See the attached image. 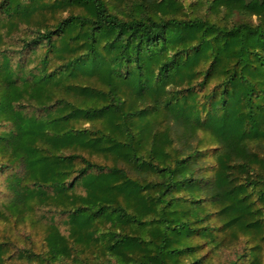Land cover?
Wrapping results in <instances>:
<instances>
[{
  "label": "trees",
  "instance_id": "16d2710c",
  "mask_svg": "<svg viewBox=\"0 0 264 264\" xmlns=\"http://www.w3.org/2000/svg\"><path fill=\"white\" fill-rule=\"evenodd\" d=\"M1 19L29 26L0 46V222L42 231L25 264H264V0H0ZM67 214L97 236L69 241Z\"/></svg>",
  "mask_w": 264,
  "mask_h": 264
},
{
  "label": "rangeland",
  "instance_id": "374dc122",
  "mask_svg": "<svg viewBox=\"0 0 264 264\" xmlns=\"http://www.w3.org/2000/svg\"><path fill=\"white\" fill-rule=\"evenodd\" d=\"M2 15V14H1ZM5 20L1 19L0 21V46L1 48L7 49V51L12 52L13 49H16L21 46L22 38L24 35L29 33V29L26 23L20 22L13 30H8L6 23L3 24ZM108 122V117L106 118ZM106 122H104L105 124ZM5 177L6 173L0 174V203L8 199V191L5 187ZM106 188L109 187V182H103ZM104 186V187H105ZM80 187V191H75L76 194L74 196L80 197L84 196L87 198L96 199V195H92L95 191H100L102 184L100 182H96V184L91 185H78ZM110 188V187H109ZM80 200V199H79ZM131 204L135 203V200L132 199ZM60 226L62 233L66 235L69 241L72 243H76L75 239V230L80 229L82 232H86L88 229L93 231L94 235L98 234V224L89 223V224H79L75 221H71L72 217L67 214L65 216H61L60 218ZM71 221V222H70ZM57 225V224H56ZM74 236H69L72 234ZM31 235V239L27 238V235ZM10 238V248L9 254L10 259L7 264H25L26 261L17 256L19 249L26 246H35L36 248L40 247L41 239H42V231L38 226H32L29 222H25L24 224L19 225L18 227L12 224L2 221L0 222V239Z\"/></svg>",
  "mask_w": 264,
  "mask_h": 264
}]
</instances>
